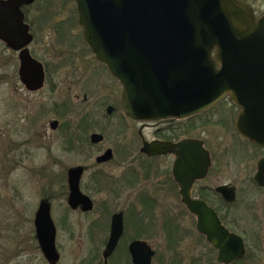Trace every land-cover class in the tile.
Listing matches in <instances>:
<instances>
[{"label":"flooded vegetation","instance_id":"obj_1","mask_svg":"<svg viewBox=\"0 0 264 264\" xmlns=\"http://www.w3.org/2000/svg\"><path fill=\"white\" fill-rule=\"evenodd\" d=\"M35 2L24 6L22 11L33 35L28 48L32 57L40 61L30 49L35 34L28 12ZM12 52L18 55L19 62V52ZM96 62L98 66L88 68L99 79L101 84L98 87L106 88L110 98H118V93L114 94V91L121 85L107 66ZM41 63L45 71L44 85L39 90L29 91L20 79L19 62L18 81L29 93H41L50 80L47 66ZM71 68L75 72L80 71L78 65L74 64ZM87 79L94 81L93 77ZM67 80L70 81L69 78ZM78 98L76 96L74 101L78 102ZM87 100L85 95L80 101L83 104L80 103V111L84 112L82 107ZM226 101L237 111L213 113L212 109ZM220 103L194 117L157 122L140 123L122 111L127 119L140 124L136 134L141 142L138 148L135 141L129 142V127L119 130L114 150H103L99 147L105 142V136L102 143L93 144L91 135L94 132L88 135L89 129L81 126L79 130L83 133L70 136L68 142L69 151L79 150L83 159L71 168L83 167L79 189L89 198L91 207H71L68 176L71 168L62 176L52 175L46 177L45 181H37L39 197L33 220L35 238L30 240L29 245H18L17 257L26 259L40 256L46 264H135L130 246L139 241L146 243L154 252L150 264H246L243 262L249 259L248 253L249 256L252 253L249 246L251 239L254 253L259 254L258 262L264 264V148L238 133L235 125L238 107L228 98ZM73 106L78 105L70 99L66 105L69 110L66 111L71 112ZM109 108L113 109L111 114L115 112L114 106L109 105ZM108 109L104 111V116L111 115ZM54 121L58 124L52 129ZM59 125L57 119L49 122L53 131ZM211 128H218L221 133L215 134V130L210 132ZM146 129H151L150 134H145ZM184 141H189V149L182 147L177 149V153L142 151L145 144H181ZM195 142L201 143L210 163L206 164L204 158L201 164L191 163ZM108 149L112 150L113 158L99 163L97 159ZM115 155L120 157L118 162H114ZM186 158H189L188 162ZM233 196L234 201H229ZM184 198L197 202V211L205 213L192 212ZM43 203L49 205L56 230L58 259L54 262L46 260L36 236L37 216ZM114 216L121 217L117 220H122V234L113 253L106 259L104 253L110 240ZM216 221L220 227L217 232ZM200 224L213 228L215 235L224 236L227 231L241 238L246 248L245 256L230 263L221 262L220 250L200 230ZM59 230L65 231L66 238H61ZM68 253H71L70 256ZM256 259L251 264H258Z\"/></svg>","mask_w":264,"mask_h":264},{"label":"water","instance_id":"obj_2","mask_svg":"<svg viewBox=\"0 0 264 264\" xmlns=\"http://www.w3.org/2000/svg\"><path fill=\"white\" fill-rule=\"evenodd\" d=\"M74 1L86 44L122 86V110L127 117L137 122L186 119L227 97L240 110L235 120L238 133L264 148V14L258 17L242 0ZM34 2L0 0V41L19 52V76L29 91L41 89L45 81L43 64L28 48L33 35L22 11ZM112 111L108 109L109 114ZM57 124L54 121L52 129ZM103 141L104 135H91L93 144ZM187 143L145 144L142 151L177 153L179 148L189 149ZM193 149L192 164H201L202 158L210 163L201 143ZM112 158L108 149L97 161ZM82 173L81 166L68 172L69 203L90 209L89 198L79 189ZM184 199L192 212L205 213L197 211V202ZM230 199L234 201L235 196ZM117 219L121 217L114 216L106 259L122 234V220ZM199 228L220 250L221 262L245 256L241 238L227 231L224 236L215 235L218 222L215 231L207 224ZM36 236L46 260L56 261V230L46 203L37 216ZM130 252L135 264H150L154 255L139 241L130 246Z\"/></svg>","mask_w":264,"mask_h":264},{"label":"rangeland","instance_id":"obj_3","mask_svg":"<svg viewBox=\"0 0 264 264\" xmlns=\"http://www.w3.org/2000/svg\"><path fill=\"white\" fill-rule=\"evenodd\" d=\"M242 1L249 4L257 16L264 14V0ZM28 13L35 34L30 49L47 66L50 80L41 93L27 92L18 81V55L0 41V264H46L40 256L21 259L16 252L18 245H29L35 238L37 181H45L52 175L62 176L81 163L79 150L70 152L68 142L70 136L83 133L79 130L81 126L89 129L88 135L94 132L105 136V142L99 147L103 150L117 147V134L123 127L131 128L129 142L135 141L137 148L141 145L136 136L140 124L123 115L121 87L116 85L114 91L118 98H110L106 88L98 87L99 79L88 68L98 63L84 41L75 1L36 0ZM74 64L80 68L79 72L71 68ZM90 77L94 78L93 82L87 79ZM85 95L88 100L82 107L83 112L79 108ZM76 96L78 102L74 101ZM70 99L78 106L67 112ZM109 105L115 107V112L104 116ZM212 110L220 114L237 111L228 101ZM56 119L60 125L53 131L49 122ZM214 130L215 134L221 133L218 128L209 131ZM150 131L144 132L150 134ZM119 159L115 155L114 162ZM58 234L66 238L65 231L59 230ZM249 246L251 257L248 253L249 259L243 263L251 264L257 258V263L261 264L251 239Z\"/></svg>","mask_w":264,"mask_h":264}]
</instances>
